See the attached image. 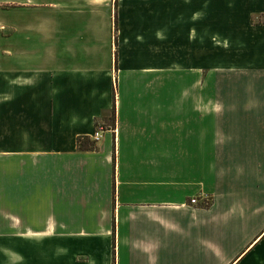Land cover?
<instances>
[{
	"label": "crops",
	"instance_id": "1",
	"mask_svg": "<svg viewBox=\"0 0 264 264\" xmlns=\"http://www.w3.org/2000/svg\"><path fill=\"white\" fill-rule=\"evenodd\" d=\"M6 1L0 264H255L259 249L263 258L253 216L264 215V94L245 95L247 126L225 141L216 125L207 132L205 96L175 95L190 84L174 71L176 51L204 53L211 37L263 56L244 65L264 72V0ZM226 149L245 180L214 179L215 152ZM212 193L208 208L191 203Z\"/></svg>",
	"mask_w": 264,
	"mask_h": 264
},
{
	"label": "rangeland",
	"instance_id": "2",
	"mask_svg": "<svg viewBox=\"0 0 264 264\" xmlns=\"http://www.w3.org/2000/svg\"><path fill=\"white\" fill-rule=\"evenodd\" d=\"M8 5L11 4H7L6 0H0V14L6 9ZM0 27V30H4L2 26ZM209 34L210 32L207 31V35ZM252 41L253 43L255 42L254 39H252ZM192 42L193 40H191V46ZM228 42L229 40L222 38L207 37L205 39L204 53L197 54V49H195L196 52H194L192 48L186 50L184 54H177L176 51L175 62H179L180 65H175V68L178 69L174 71L175 80L187 79L189 80L190 84L187 88H182L179 84H175V95L188 94L191 99L199 95L200 100L202 96H205L207 132L209 128H212L214 125H216L219 129V132L222 131V133L225 134H221L222 136L219 135V137L225 138V141L230 137V128H243L247 126L245 125V121L247 120V115L245 112L247 101L245 95L264 94V72L261 70L249 71L245 69L244 65L245 63L251 61L262 62L263 56L251 55L249 52H247V50L250 49L239 47V45L232 47V45ZM250 45L252 46L251 43ZM200 51H202L201 48ZM181 66H184L185 69ZM214 110L217 113V118L213 116ZM256 122L261 124L262 120L259 119L256 120ZM215 154H217V164L215 167L216 174H214L215 180L217 179L219 182H221L220 179H225L228 183L229 181L236 183L238 181L245 180L243 178L245 174H239L237 171L240 169V167L231 168V166L228 165L232 154L229 149L221 152H215ZM223 161L227 162V166H220L219 163H223ZM212 169L213 167H210L211 173ZM243 169L244 168H242V170ZM251 171L255 178H257V175L260 176L262 172L260 167H253L251 168ZM248 174L251 176L250 172ZM248 179L250 180V177ZM255 184H257V182H255ZM227 187L230 188L229 185H227ZM203 196L198 198L194 204L199 205V207L201 206L202 208H208L213 202V193ZM226 196H230V192H227ZM234 200L238 201L237 198ZM199 201L203 204V206L200 205ZM260 203V199L256 197L253 199L254 207ZM216 215L217 216L215 217L219 220L221 218L220 214L217 213ZM1 223H5V216L0 215V224ZM262 226H264V215L262 217L261 215H254L253 228L255 230V237L258 236L256 233ZM215 231L219 237L224 234V231L221 235L219 234V228H216ZM208 233L209 232L207 231V234ZM256 240L258 241L256 244L259 246L261 245L260 248H262V245L264 246V236L261 239L255 238V241ZM205 247L204 249L207 251L209 248L212 250L218 248L216 245H209L208 241ZM260 252L261 249L256 252L257 255L255 254V264H262V262H264V254L262 258V254ZM206 259L208 260V258Z\"/></svg>",
	"mask_w": 264,
	"mask_h": 264
},
{
	"label": "trees",
	"instance_id": "3",
	"mask_svg": "<svg viewBox=\"0 0 264 264\" xmlns=\"http://www.w3.org/2000/svg\"><path fill=\"white\" fill-rule=\"evenodd\" d=\"M78 144H79V148L81 150H84V149H92L91 143H89L87 140L85 141L84 139H79Z\"/></svg>",
	"mask_w": 264,
	"mask_h": 264
},
{
	"label": "built area",
	"instance_id": "4",
	"mask_svg": "<svg viewBox=\"0 0 264 264\" xmlns=\"http://www.w3.org/2000/svg\"><path fill=\"white\" fill-rule=\"evenodd\" d=\"M102 137H103V131H102V130H97V131L93 134V137H92V138H93L94 141H98V140H100ZM196 200H197V199H195V198L192 199V200H191V203H193V204L196 203Z\"/></svg>",
	"mask_w": 264,
	"mask_h": 264
}]
</instances>
